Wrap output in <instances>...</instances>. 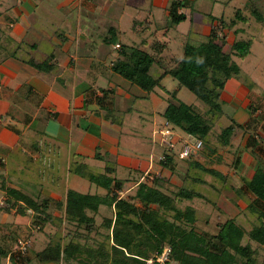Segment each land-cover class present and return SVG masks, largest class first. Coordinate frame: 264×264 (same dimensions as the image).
Segmentation results:
<instances>
[{
    "label": "crops",
    "instance_id": "0c3cea01",
    "mask_svg": "<svg viewBox=\"0 0 264 264\" xmlns=\"http://www.w3.org/2000/svg\"><path fill=\"white\" fill-rule=\"evenodd\" d=\"M173 1L0 0V162L8 170L1 177L12 181L0 184V248L6 252L0 255V264H15L11 254L16 238L22 231L37 230L33 210L19 214L18 205L8 206L7 199L17 200L7 188L40 200L48 198V211L58 217L64 215L67 189L103 193L85 177L69 172L70 164L76 162L95 173L111 166L112 175L124 183L122 196L133 194L144 182L157 184L167 194L179 188L203 196L213 194L214 201L204 209L223 215L220 223L228 218L239 223L241 211L249 210L254 195L244 181L264 167V88L238 75L223 79L218 91L220 112L212 117L205 147L187 158L174 155L163 167L158 160L163 151L160 130L167 122L163 112L176 102L172 92L177 98L185 87L179 88L175 79L162 73L175 65L186 44L206 41L214 27L218 29L216 41L224 37L226 52H231L236 40L250 42L246 56L232 55L235 62L249 56L255 44L264 40H260L264 38V0H182L187 6L178 12L185 19L176 24L170 21ZM253 9L261 14L260 19ZM124 48L152 55L150 74L160 77L153 90H143L114 70L124 58ZM260 59L264 64V58ZM32 62L45 64V69ZM188 104L208 113L207 105L196 96ZM232 122L233 134L224 145L219 134ZM174 131L176 150L195 139ZM214 138L219 145H212ZM20 147L36 151L33 158L45 154L43 175L23 177L31 170L24 155H17ZM237 150L240 153L235 155ZM16 160L18 166L13 165ZM33 163L40 166L36 160ZM195 163L218 171L223 178L201 172ZM203 185L210 193L204 192ZM180 203L185 207L189 201ZM201 205L193 199L188 204L196 210ZM111 215L112 210L102 205L96 218ZM207 220L208 216L198 223L196 217V229L206 231L211 226ZM54 222L60 225L59 219ZM47 241L42 232L32 236L29 264H74L41 263L35 253Z\"/></svg>",
    "mask_w": 264,
    "mask_h": 264
},
{
    "label": "trees",
    "instance_id": "16d2710c",
    "mask_svg": "<svg viewBox=\"0 0 264 264\" xmlns=\"http://www.w3.org/2000/svg\"><path fill=\"white\" fill-rule=\"evenodd\" d=\"M186 6L182 0L173 1L170 7L171 23L176 24L185 19V14L178 12V8ZM252 13L260 19L261 14L256 9H253ZM217 32L218 29L214 27L206 41L186 44L175 65L162 73L169 74L177 81L179 88H187L208 107V113L205 114L192 104L177 100L172 92L176 102H170L163 112V116L174 130H181L195 138L194 140L202 141L200 149L196 152L205 147L204 143L212 128V117L220 112L218 91L222 88L223 79L239 74L240 68L232 59V55L244 57L250 48L249 41L236 40L231 52H226L223 49L224 37L218 40L219 42L216 41ZM121 55L124 58L116 62L114 70L123 78L146 91H151L159 85L160 77H154L149 71L154 60L152 55L136 48L121 49ZM44 65L35 64L38 68L45 69ZM234 128L232 122L221 130L220 143L228 144ZM193 154L194 152H191L189 156ZM172 157L167 155L165 160L160 161L161 165L168 166ZM195 165L203 173L223 178L221 173L212 168L198 163ZM68 170L85 177L97 188L102 189L103 193H81L67 189L64 221L83 227L87 234L95 231V215L100 206L112 210V215L105 216L100 225L106 230L100 243L95 246L87 245L74 237L67 240V236L54 242L48 241L43 249L35 253L41 263L63 260L78 264H146L145 260L151 252L155 253L168 244L172 249L170 264H257V250L252 246V242L264 245V167H258L254 175L244 181L247 189L254 195V199L249 203V210L251 213H257L258 224L246 232L235 219L228 218L218 225V230L214 233L197 230L195 210L191 206L182 208L181 201L199 195L192 190L179 188L172 194H167L157 187V184L141 182L133 194L122 196L120 192L124 189V183L112 175L111 166L107 165L102 173H95L88 170L84 164L76 162L70 164ZM1 187L4 188V185ZM6 190L17 201L23 202L21 205L17 204V201L10 202V199H7L8 206H19L17 213L24 214L27 209L33 210L36 218L34 225L42 223L41 218L37 217L39 214H43L46 220L50 218L51 213L47 209L48 198H33L11 187ZM6 208L8 209L7 205ZM245 235L251 242H243ZM78 237L83 238V235ZM18 239L11 254L12 261L15 264H29L27 255L17 250ZM1 254L6 252L0 248Z\"/></svg>",
    "mask_w": 264,
    "mask_h": 264
},
{
    "label": "rangeland",
    "instance_id": "374dc122",
    "mask_svg": "<svg viewBox=\"0 0 264 264\" xmlns=\"http://www.w3.org/2000/svg\"><path fill=\"white\" fill-rule=\"evenodd\" d=\"M262 39H264V38L260 37V40H262ZM263 45H264V40H262L260 43L255 44V46L252 49L249 56H247L246 58H243V59H238L236 62L240 68L238 77H241L243 80L250 82V84H253V85L256 84V85L264 88V64H263V62H261L262 59H260L262 57L264 58V46ZM194 99H195V95L192 92H190L187 88H183L182 93L179 96H177V100L183 101L185 103H193ZM218 125L219 124L216 125V129H219L217 127ZM170 127L172 128V126H170ZM216 142H218V143H216ZM211 143H212V145H215L214 143H216V145H219V141L216 138L211 139ZM209 149L210 148H208V149L206 148V151L209 152ZM34 152H36V151H34L33 149H30L29 147L25 148V149H22L20 147L19 152L17 153V155H19L21 153L24 155L23 159L28 163L27 168H29V170H31V172H28V173L24 172L23 177H25V176L29 177V175H30V177H34L35 174H37V175H43L44 174V171H45V169H44L45 159L44 158H46V156H45V154L42 153L43 155H39L40 157L36 155L33 158L32 154L34 155L35 154ZM239 153H240V151L237 150L235 155L236 154L238 155ZM17 160H18V158H17ZM17 160H16V163L13 164L14 166H18V164H20ZM35 160L37 161V163H39V165H40L39 167L33 163ZM4 164L5 163L0 162V184L2 183V180L4 181V179L1 176L4 173L6 174L7 173L6 171H8L6 169L7 164H5V166H4ZM35 171H37L38 173H35ZM61 174H62V172H61ZM13 181H15V180H13ZM26 181H27L26 182L27 184L30 183V180L26 179ZM8 182L11 183L12 181H10L7 178V180H5L4 183L7 185ZM15 183L21 185V183L19 181H16ZM203 190H204V192H207V191L209 192V190H211V189L209 187H206L203 185ZM171 192H175V189L171 190ZM196 193H198V192H196ZM206 194L207 193H205L204 196L202 194H199V195H195L194 197H192V199L195 200L196 203H200L202 205H201V208H198L197 210L192 206H191V208H193L194 210L197 211L196 217H197L198 223H200L203 218H206L208 216L207 223H210V221H211V226L208 227L206 230H208L209 232H214L215 230H217L216 226L223 220V217H222L223 215H219L216 211L212 212L211 210L204 209V206L209 205V204H211V201H214V199L212 197L213 194L211 196L206 195ZM190 200L191 199H188L189 203H187V206H188V204H190ZM245 204H247V203H245ZM181 206L183 207L184 205L181 203ZM256 214L251 213L249 210H247L245 212L241 211V213L239 214L238 222L244 228V230L246 232L250 231L253 226L258 224V218H257ZM39 215L40 216H37V217H40L41 219L40 218L39 219L44 221L45 223L39 224V227L36 225L35 228H37V230H36V232H34L32 234H30V233L28 234V232L22 231V233H21L22 236L18 235L16 240L18 238L27 237L28 239H30V243L32 245V236L34 234H37V231H38V232L44 233L48 237L49 243L56 241L58 238L63 239L64 237L67 236V240L72 239V237H74L76 240L80 241L81 243H85L87 245L95 246L103 240V236L106 233V230L100 226L102 221L104 220L105 216H102V218H95V222H96L95 231L92 233L86 234V232L83 230V227H81V226L78 227L77 225H75L74 223H71V222H67V221L65 222L64 218L62 216L58 217L57 215L50 214V218H47V220H46V218L43 214L42 215L39 214ZM34 216H35V214H34ZM95 216H97V215H95ZM211 217H212V219H214L213 222H212ZM216 218H217V220H216ZM54 219H59L60 225L55 226L56 223L54 222ZM53 223H54L53 226H55V227L50 226ZM78 235H83V238L82 237L79 238ZM12 236H13V234H12ZM249 241L251 242V240L248 238V236L245 235L243 242L249 243ZM252 246H254L255 249L257 250V252H256L257 253V255H256L257 264H264V245H260V244L252 242ZM153 254L154 253L151 252L149 255V258L151 256H153ZM23 255H27V254H23ZM74 264H78V263L74 262ZM171 264H176V263L172 262Z\"/></svg>",
    "mask_w": 264,
    "mask_h": 264
},
{
    "label": "built area",
    "instance_id": "2783aa9c",
    "mask_svg": "<svg viewBox=\"0 0 264 264\" xmlns=\"http://www.w3.org/2000/svg\"><path fill=\"white\" fill-rule=\"evenodd\" d=\"M116 47H119V44H116ZM167 123L168 122H166V127L160 130V143L163 146V151L158 156L159 161L165 160L167 155H176L178 158H187L191 152H196L198 149H200L202 141L196 139L192 143L182 144L179 150H176V133L170 126H167ZM17 243L18 252L21 254H26L31 245L30 239L20 238L18 239ZM171 252V247L168 244H165L160 250L155 251L153 256L147 258L145 261L147 264H170Z\"/></svg>",
    "mask_w": 264,
    "mask_h": 264
}]
</instances>
